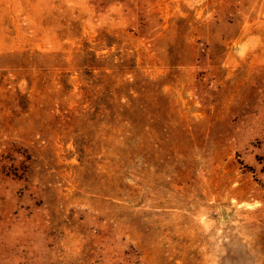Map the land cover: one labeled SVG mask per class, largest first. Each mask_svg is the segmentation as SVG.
Returning a JSON list of instances; mask_svg holds the SVG:
<instances>
[{
    "label": "rangeland",
    "instance_id": "rangeland-1",
    "mask_svg": "<svg viewBox=\"0 0 264 264\" xmlns=\"http://www.w3.org/2000/svg\"><path fill=\"white\" fill-rule=\"evenodd\" d=\"M0 264H264V0H0Z\"/></svg>",
    "mask_w": 264,
    "mask_h": 264
}]
</instances>
